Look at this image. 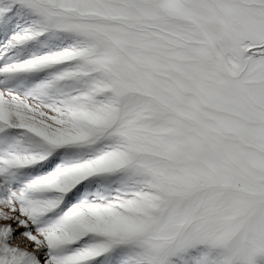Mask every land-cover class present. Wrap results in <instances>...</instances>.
Instances as JSON below:
<instances>
[{"label": "snow or ice", "instance_id": "obj_1", "mask_svg": "<svg viewBox=\"0 0 264 264\" xmlns=\"http://www.w3.org/2000/svg\"><path fill=\"white\" fill-rule=\"evenodd\" d=\"M0 264H264V0H0Z\"/></svg>", "mask_w": 264, "mask_h": 264}]
</instances>
